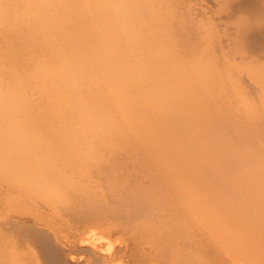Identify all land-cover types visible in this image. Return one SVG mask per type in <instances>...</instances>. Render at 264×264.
<instances>
[{"label": "bare ground", "instance_id": "1", "mask_svg": "<svg viewBox=\"0 0 264 264\" xmlns=\"http://www.w3.org/2000/svg\"><path fill=\"white\" fill-rule=\"evenodd\" d=\"M70 6L61 15L79 19L82 27H67L61 41H49L70 77L63 85L57 71H44L52 83L37 85L40 104L23 89L28 81L23 84L19 75V61L28 50L24 38L19 46L5 39L0 49L3 90L8 92L5 98L0 91V200L5 210L22 213L40 205L36 216L62 219L64 230L73 233L98 229L114 257L128 253L135 263L146 264L153 255L159 264H264V0H74ZM3 13L0 7V20ZM145 15L158 26L140 37ZM132 48L140 58H132ZM87 83L105 85L115 124L106 112L109 103L80 92ZM83 116L96 119L100 136L111 142L90 137L71 142L76 126L86 121ZM63 139L86 182L74 181L78 173L68 176L64 166H56L54 151ZM60 156L56 163L69 155ZM11 229L14 234L0 228V264L15 259L2 248L7 241L13 253L28 251L32 264H64L61 255L59 260L57 253L48 255L53 246L45 242L48 250L39 242L48 241L50 232L31 228L18 235ZM93 234L88 237L92 241ZM75 258L70 257L72 264L78 263Z\"/></svg>", "mask_w": 264, "mask_h": 264}, {"label": "rangeland", "instance_id": "2", "mask_svg": "<svg viewBox=\"0 0 264 264\" xmlns=\"http://www.w3.org/2000/svg\"><path fill=\"white\" fill-rule=\"evenodd\" d=\"M3 1V2H2ZM15 1V2H14ZM22 2V4L20 3V2ZM40 1V2H39ZM53 1V2H52ZM73 1L74 0H0V7H2L3 8V12H5V13H3V18L4 19H2L3 21H4V24H3V22H1L2 20H0V46H2V48L0 47V49L2 50L3 49V47L6 45V41L8 40V39H10L14 44H17V46H19L20 44H19V42L21 41V39L23 40V38H24V40H23V43L24 44H28V50H27V53L25 52V54H24V57L23 58H21L20 60H22V61H19L20 63H21V66L19 67V68H21L19 71H20V73H19V75H22L23 76V78H22V83L24 84V83H26L27 81V83H29V82H31V83H29L28 85H27V83L25 84V88H23L24 90H26V93L27 94H29L31 97L30 98H32V100H35L36 101V105L37 104H40L41 103V98L39 97V96H41L40 95V92H38V90H37V85H40L41 83H43L44 81L46 82H44L46 85H47V83H48V85H51V83L52 82H48L49 81V77H50V75H48V73H45L44 71H47V70H53L54 72H58L59 74H60V77H58V79L60 80L59 81V83L60 84H63V85H65V83L67 84V80H68V78L70 77L68 74H66V73H63V72H65V68H63V63H61L60 64V62L58 63V61H56L57 59L55 58V52L52 50V48H51V43L50 42H52V41H56V40H58V41H61L62 39H63V36H64V32H65V29L67 28V27H71V26H76L77 28H81L82 27V25H80V22H79V19H73V20H68V17L67 18H65V17H63L62 15H61V13L60 12H62L63 11V9L64 8H71V6H70V4H71V2L73 3ZM8 4H6V3ZM29 2V3H28ZM32 2V3H31ZM39 2V3H38ZM56 2V3H55ZM62 2V3H61ZM2 3H4V4H2ZM14 3V4H13ZM16 3H18V4H16ZM27 3V4H26ZM30 3H31V5H30ZM50 3V4H49ZM52 3V4H51ZM64 3V4H63ZM17 5V6H16ZM34 5V6H33ZM39 5V6H38ZM22 6V7H21ZM31 6V7H30ZM33 6V7H32ZM41 6H43V7H41ZM14 7V8H13ZM54 7V8H53ZM31 8V9H30ZM45 8V9H44ZM46 8L47 9H49V10H46ZM63 8V9H62ZM39 9H40V11H39ZM7 10V11H6ZM35 10V11H34ZM70 10V9H69ZM51 12V13H50ZM33 13V14H32ZM40 13H41V15H40ZM56 13V14H55ZM59 13V14H58ZM128 14H127V16H130V14H129V12H127ZM11 14V15H10ZM53 14V15H52ZM6 17H5V16ZM54 15H55V17H54ZM8 16V17H7ZM26 16V17H25ZM44 16V17H43ZM48 16H51V17H48ZM147 15H145V17H141V23L143 24V26L142 27H140L138 30H140L139 32H138V36H140V37H144V36H147V35H149L150 33H152V32H154L157 28V22L154 20V19H152L150 16H147ZM28 17V18H27ZM150 17V19H148ZM40 18V19H39ZM43 18V19H42ZM48 18H50V19H48ZM55 18V19H54ZM21 19H23V20H21ZM48 19V20H47ZM62 19V20H61ZM72 19V18H71ZM145 19V20H144ZM146 20H147V22H146ZM151 20V21H150ZM6 21V22H5ZM44 21V22H43ZM50 21V22H49ZM62 21V22H61ZM128 21H129V23H130V19L129 20H127L126 21V19H124V20H122V22L125 24V25H127L128 24ZM10 22H11V24H10ZM14 24H13V23ZM17 22V23H16ZM23 23V26H20V25H22V23ZM36 22V23H35ZM45 22L47 23V24H45ZM65 22H66V24H65ZM72 22V23H71ZM151 22V23H150ZM7 23H8V25L9 26H11L12 28H10V29H8V25H7ZM29 23V24H28ZM51 23V24H50ZM57 23V24H56ZM68 23V24H67ZM39 24V25H38ZM42 24H44V25H42ZM56 24V25H55ZM61 24H63V25H61ZM150 24V25H149ZM154 24V25H153ZM59 25V26H58ZM68 25V26H67ZM156 25V26H155ZM25 26H27V27H25ZM37 26V27H36ZM146 26V27H145ZM7 27V28H6ZM48 27V28H47ZM14 28V29H13ZM26 28V29H25ZM52 28H54L53 29V31H52ZM59 28V29H58ZM144 28V29H143ZM147 28V29H146ZM151 28H153V29H151ZM4 29V30H3ZM8 29V30H7ZM16 29V30H15ZM21 29V30H20ZM31 29V30H30ZM43 29V30H42ZM51 29V30H50ZM10 30V31H9ZM24 30V31H23ZM56 30V31H55ZM60 30H62V31H60ZM153 30V31H152ZM7 31V32H6ZM25 32V33H23V32ZM30 31V32H29ZM147 31H148V33H147ZM152 31V32H151ZM19 32V33H18ZM57 32V33H56ZM63 32V33H62ZM13 33V34H12ZM18 33V34H17ZM28 33H29V36H28ZM30 33H31V35H30ZM55 34V35H53V34ZM145 33V34H144ZM11 34V35H10ZM33 34V35H32ZM4 35V36H3ZM26 35V36H25ZM36 35V36H35ZM53 35V36H52ZM60 35V37H57V36H59ZM143 35V36H142ZM23 36V37H22ZM34 36V37H33ZM12 37V38H11ZM21 37V38H20ZM41 37V38H40ZM45 37H46V39H45ZM29 38H32V39H29ZM50 38V39H49ZM62 38V39H61ZM6 39V41H4ZM18 39V40H17ZM19 39H20V41H19ZM34 39V40H33ZM38 39V41H36ZM15 40H16V42H15ZM26 40H27V42H26ZM52 40V41H51ZM2 41H3V44H2ZM50 41V42H49ZM57 41V42H58ZM34 43V44H33ZM31 44V45H30ZM35 45V46H34ZM39 45V46H38ZM31 47V49H30V47ZM34 49H33V48ZM36 47L38 48L36 51H35V49H36ZM30 50V51H29ZM34 50V51H33ZM132 50L134 51L133 52V54L134 55H132V58H140L138 55H139V53H137L138 51H137V49H135V48H132ZM46 51V52H45ZM35 52V53H34ZM50 52V53H49ZM29 53V54H28ZM31 54V55H30ZM32 54H34V55H32ZM46 54V55H45ZM137 55V56H136ZM42 56V57H41ZM33 57V58H32ZM26 58H27V60L28 61H24V60H26ZM1 59V58H0ZM31 59V61H29ZM37 60V61H36ZM135 60V59H134ZM1 61H3L2 59L0 60V63H1ZM33 61V62H32ZM26 62V63H25ZM27 62H30V64L32 65L33 64V66L32 67H29V66H31L30 64H28ZM43 62V63H42ZM48 62V63H47ZM50 62V63H49ZM136 62V65H135V67H136V69L137 70H141L140 68H141V66H140V64H139V61L138 60H136L135 61ZM23 63V64H22ZM25 63V64H24ZM57 65H56V64ZM38 64V66H36ZM43 66H42V65ZM59 64V65H58ZM65 64V63H64ZM1 65V64H0ZM20 65V64H19ZM23 65V66H22ZM26 65V66H25ZM35 65V66H34ZM47 66V68H45L46 66ZM50 65V66H49ZM54 65H55V67H54ZM26 67L25 68V70H24V68L23 67ZM48 66H49V68H48ZM59 66V67H58ZM137 66H138V68H137ZM41 69H40V68ZM60 67H62V68H60ZM0 68H1V70H2V72H4L5 71V68L3 67V66H0ZM30 68V70H28ZM32 68H33V71H32ZM35 68H37V69H35ZM54 68H55V70H54ZM43 69V70H42ZM1 70H0V76H1V74L3 75V76H1L0 78H2V82H3V85H2V87L4 86V87H6L5 85H4V79H5V75H4V73H2L1 72ZM22 70H23V72H22ZM39 70V71H38ZM60 70V71H59ZM62 70V71H61ZM25 71V72H24ZM35 71V72H34ZM36 71H38V72H36ZM52 71V72H53ZM31 72V73H30ZM39 72L40 73H42V74H39ZM23 73V74H22ZM25 73V74H24ZM27 73H30V74H27ZM31 74H33L34 76L32 77V75ZM26 75V76H25ZM31 75V76H30ZM48 75V76H47ZM65 75V76H64ZM39 76V77H38ZM42 76H43V78H42ZM31 77V78H30ZM35 77H37L36 79H35ZM46 77V78H45ZM25 78V79H24ZM29 78V79H28ZM48 78V80H46ZM62 78V79H61ZM27 79V80H26ZM42 79V80H41ZM44 79V80H43ZM24 80V81H23ZM30 80V81H29ZM54 80V79H53ZM65 80V81H64ZM0 81H1V79H0ZM34 81V82H33ZM39 82V84H37V83ZM30 84H31V86L32 87H34V88H32L31 86H30ZM34 84H36V85H34ZM88 85V86H87ZM87 85H82V86H80L79 87V89H81L80 90V92H84L87 96H89L90 98H92V99H95V100H97V101H100V102H105V104H107V103H109V110L108 111H106L107 113H108V115H109V117H110V120L115 124V119H116V114H115V109H114V107H113V105L111 104V100H110V98H109V95H108V93H107V91L105 90V88L103 87V86H105V85H100V84H88L87 83ZM1 87V88H2ZM0 88V91L2 92V90L4 89L5 91H7V88ZM23 87H24V85H23ZM29 87H31V88H29ZM93 87V88H92ZM101 87V88H100ZM29 88V89H28ZM90 88V89H89ZM31 89V90H30ZM98 89V90H97ZM3 90V92L5 93H3L2 92V95L1 96H3V94H4V97L6 98V94L8 93H6L5 91ZM37 90V91H36ZM88 90V91H87ZM101 90V91H100ZM95 91V92H94ZM0 92V93H1ZM34 92V93H33ZM38 92V94H36ZM98 93V94H97ZM32 94H33V96H32ZM91 94V95H90ZM101 94V95H100ZM28 95V96H29ZM35 95H37V96H35ZM105 96V98H104V96ZM97 96V97H96ZM99 96V97H98ZM101 96V97H100ZM107 97H108V100H106L107 99ZM35 98H37L38 100H36ZM40 98V99H39ZM99 98V99H98ZM7 99H8V97H7ZM41 100V101H40ZM34 101V102H35ZM40 102V103H39ZM41 106H43V104L41 105ZM21 109H19L18 111V113H21V111H20ZM110 112H112V113H110ZM84 117V116H83ZM82 117V118H83ZM86 117V118H85ZM84 118L86 119V121L85 122H81L80 124H79V126L77 127L76 126V129H75V138H72V139H75L74 141L73 140H70L71 142H74V143H76V142H79L80 143V141L82 140V138L83 139H88L89 137V140L91 139V138H94V139H96V138H98V139H100V138H102L100 135H101V133H100V130H98L99 129V127H98V125H97V127L95 128V124H96V119H92V120H89V119H87V116H85ZM93 117H95L96 118V116H93ZM112 117V118H111ZM78 118V117H77ZM81 118V119H82ZM115 118V119H114ZM114 119V120H113ZM94 121V122H93ZM90 123H92V126H91V124ZM95 123V124H94ZM95 129V130H94ZM77 131H79V132H77ZM93 131V132H92ZM92 132V133H91ZM96 132H97V134H96ZM99 132V133H98ZM90 134V136H88L89 134ZM94 133V134H93ZM83 135V136H82ZM93 137H92V136ZM77 136V137H76ZM80 136V137H79ZM98 136V137H97ZM79 138V139H78ZM78 139V140H77ZM104 141L103 142H107L108 143V141L109 142H111L110 141V139L109 138H107V137H103L102 138ZM108 139V140H107ZM62 140H58V144H56L55 143V146L54 147H56L57 145L59 146V148H61V149H59V148H57V149H59L63 154H61V152L59 151V150H57L56 151V149H55V154H56V159H55V164H56V166L59 168V169H61L63 166L65 167V169H70V166L72 167V168H76V170L74 171L72 168V170L74 171L73 173H72V170L70 169L69 171L68 170H65L64 169V167L62 168V171L64 170V172H65V174L67 173V175L68 176H70L69 174L71 173V175L73 176L75 173L77 174H79V173H81V176L80 175H76V177H74L73 176V180L74 181H76V182H81V181H85L86 182V180H85V178H87L86 177V175H83L82 174V172H80L82 169H80V167H78L77 165H75V163L73 162L74 160H73V158L70 156V153H69V151H68V149H70V144H69V147H67V145H68V141H66V140H64L63 139V144L62 143H60ZM76 141V142H75ZM67 142V143H66ZM99 143V142H98ZM62 146H64L63 148L65 149H63L62 147H60L61 145ZM57 146V147H58ZM65 146L68 148L67 149V151H66V148H65ZM64 150V151H63ZM57 152H59V153H57ZM59 154V156L61 155V156H63L64 154V156L65 157H67L68 155V157L67 158H65L64 156H63V158H65V159H62L63 161H60V159L62 158L61 156V158H59L58 159V161H57V163L59 164V165H57V163H56V160H57V158L59 157V156H57ZM66 160H67V163H66ZM60 161V162H59ZM62 162H63V164H62ZM68 162H70V164L68 163ZM74 163V164H73ZM65 164V165H64ZM69 164V165H68ZM74 165L75 167H73L72 165ZM61 165V166H60ZM61 168H60V167ZM77 166V167H76ZM67 167V168H66ZM69 167V168H68ZM79 168V169H78ZM68 172H69V174H68ZM84 177H83V176ZM80 177V180L78 179V178ZM76 179H78V180H76ZM90 186H91V184H90ZM0 202H1V200H0ZM4 204V205H3ZM0 206L2 207L3 206V208H1V210H0V225L1 224H3V225H1L0 226V228L5 232V233H9L10 232V234L12 233V234H14V231L12 232V229L11 228H14V230H16V233L18 232V233H23V231H28L29 229H31V228H35V230H38V231H42V233L44 232L45 234H46V232L48 233V232H50V233H48V235H49V237H48V235H46L47 237H48V241H45V240H39V242H40V244L42 245V246H45L46 244H47V246H48V248H50V245H51V247L53 246L56 250H60L61 251V253H59V252H57L54 248H52V250H51V248H50V250L45 246V248H47L49 251H48V255H50V253L51 252H53L54 254L55 253H57V255H58V257L60 256L62 259L61 260H63V259H65V260H63L64 262V264H70V262H71V260H70V257L71 258H74V256L76 255V260H79V261H77L79 264L81 263V264H87V262H88V264H93V262H95V264L97 263V264H99V262H100V264L101 263H103V264H124V262L125 261H123L124 259H128V253H126V255H127V257H126V255H125V253H123L124 254V256L123 255H121V254H118V256L116 255L115 257H114V254H113V248H111L108 244H106L105 242V244L104 243H102L101 241H104L105 239H106V237L105 236H103V235H99L98 233V229H93V228H91V229H88L87 231H85V233L83 232L82 233V230L80 229V231L78 232L77 230V233L76 232H72L71 230H69L68 228H66V230H64L65 228V226H64V224H63V220L61 219V223L59 222H57L54 218H52V217H48V216H41V215H38L39 216V218H37L38 216H36L37 214L35 213V211H38V209L40 208V205L39 206H36L35 208H33L32 210H22L23 212H25V213H23V214H25L24 215V217L25 218H23V215H21L22 213H21V210H15V209H11V208H7L6 210H5V207H6V205H5V202L4 201H2L1 202V204H0ZM39 207V208H38ZM41 210H42V207L40 208ZM4 210H5V212H4ZM10 210H11V212H10ZM4 212V213H2V212ZM13 211H15L14 213H13ZM20 211V212H19ZM29 211V212H28ZM31 211H33V212H31ZM9 212V213H8ZM17 212H19L18 214H17ZM28 213H31L30 215L28 214ZM32 213L33 214H35V215H32ZM10 214V215H9ZM12 214V215H11ZM16 214V215H15ZM26 214H28V215H26ZM9 215V217L8 218H6L7 216ZM2 216H3V220H2ZM6 216V217H5ZM10 216H11V218H10ZM14 216V217H13ZM17 216H18V218H17ZM20 216V217H19ZM27 216L29 217L28 219H27ZM34 217V219H33V217ZM36 216V217H35ZM22 217V218H21ZM42 217H44V218H42ZM4 218H6L5 220H7V221H5L4 220ZM15 218H17L16 220L14 219V221H13V219ZM21 218V219H20ZM48 219V220H46V219ZM24 219H26L25 221H24ZM42 219H44V221L42 220ZM49 219H52V220H49ZM29 220H32V221H34V223L32 222V224L30 223L31 221H28ZM9 221V222H8ZM11 221V222H10ZM24 221V222H23ZM47 221V222H46ZM52 222V224H51V222ZM56 221V222H55ZM5 222H6V224H5ZM13 222V223H12ZM17 222H22L21 224L20 223H17ZM45 224H44V223ZM49 222V223H48ZM9 223V224H8ZM12 223V224H11ZM28 225V227H26V224ZM29 223V224H28ZM36 223V224H35ZM55 223V224H54ZM5 224V225H4ZM11 224V225H10ZM13 224H17V226H15V225H13ZM21 226H20V225ZM51 224V225H50ZM11 226V228H10V226ZM22 225H25L24 227L22 226ZM30 225H33V227L32 226H30ZM35 225L36 226H38V227H35ZM39 225H41V226H39ZM48 227H47V226ZM55 225H56V227H55ZM63 225V226H62ZM10 228V231H9V229H8V227ZM3 227H6V229L5 228H3ZM18 227H20L19 228V230H18ZM21 227H23V228H21ZM31 227V228H30ZM47 229H46V228ZM55 227V229H53ZM60 227V228H59ZM17 228V229H16ZM26 228H28V229H26ZM50 228V229H49ZM63 228V230H61ZM22 229V231H20ZM43 229V230H42ZM44 229H46V230H44ZM52 229V230H51ZM68 229V230H67ZM7 230V231H6ZM51 230V231H50ZM59 230V231H58ZM90 230V231H89ZM97 230V231H96ZM20 231V232H19ZM40 231V232H41ZM53 231H57L56 233L59 235H56V233H54ZM64 232V233H59V232ZM68 231H69V233H70V235L68 236ZM96 231V232H95ZM54 233V235H52V233ZM66 232V233H65ZM92 232V233H91ZM15 233V234H16ZM17 233V234H18ZM71 233H73L74 235L72 236V234ZM77 235H79L80 236V238L78 237V238H73L76 234ZM78 233H80V234H78ZM94 233V234H93ZM97 233V234H96ZM88 234V235H87ZM95 235L96 236V238H95V240L94 241H92V239H89L90 238V235ZM19 235V234H18ZM52 237H51V236ZM67 235V236H66ZM77 235L75 236V237H77ZM82 235V236H81ZM87 235V236H86ZM45 236V237H46ZM54 236V237H53ZM94 236V237H95ZM98 236H99V238H98ZM51 237V238H50ZM56 237H57V239L58 238H61L60 240L58 239V241L56 240ZM86 237L89 239H86ZM120 237V236H119ZM118 237V238H119ZM53 238H55V240L56 241H54L53 240ZM85 238V239H84ZM104 238V239H103ZM115 238H117V237H115ZM114 238V239H115ZM118 238H117V241H119L118 243H120V242H122L121 240L122 239H120L119 238V240H118ZM52 239V240H51ZM66 239V240H65ZM79 239V240H78ZM62 240V241H61ZM68 240V241H67ZM73 240V241H72ZM87 240V241H86ZM49 241H50V243H49ZM59 241H61V243L59 244L58 242ZM77 241V242H76ZM8 242V243H7ZM6 242V244H8L7 246L5 245V247H4V245L2 246V248L6 251V249H7V252L6 253H9L8 255H9V259H13V258H15V259H13V260H15V262L12 260V264H20L21 262H23V264L25 263V264H32L31 263V259L29 258V252L28 251H25V252H23L24 254L25 253H28V254H23L22 252H17V250H15V249H13L14 250V253H18L17 255L16 254H14L13 252H11L12 251V246H9L10 245V241H7ZM43 242V243H42ZM45 242H46V244H45ZM49 243V245H48V243ZM54 242V243H53ZM57 242V244H55ZM80 242H81V245H80ZM87 242H88V244H87ZM70 243H72V244H70ZM83 243V244H82ZM85 243V244H84ZM97 243H98V245H97ZM101 243V244H100ZM44 244V245H43ZM54 244V245H53ZM92 244V245H91ZM95 244V245H94ZM104 245V246H106V247H104V246H102L101 247V245ZM58 245H60V246H58ZM67 245V246H66ZM80 245V246H79ZM85 245V246H84ZM87 245V246H86ZM64 246V247H63ZM89 246H91V249H90V247ZM9 247H10V249H9ZM58 247H59V249H58ZM62 247V248H61ZM80 247V248H79ZM86 247L87 249H88V252H87V249L84 248ZM94 247V248H93ZM98 247V248H97ZM145 247V246H144ZM63 248H64V251H63ZM67 248V249H66ZM76 248V249H75ZM103 248V249H102ZM143 248V246H140V250H142V251H145V249L143 250L142 249ZM2 249V250H3ZM47 249H46V251H47ZM78 249V250H77ZM81 249H84L85 251L83 252V250H81ZM93 249V251H92V253H91V250ZM96 249V250H95ZM105 249H107V250H105ZM112 249V250H111ZM11 250V251H10ZM56 252H55V251ZM66 250V251H65ZM73 251V253L75 254H73V253H70L71 251ZM80 250V251H79ZM102 250H105V251H103L102 252ZM110 250H111V254H110ZM4 251V252H5ZM9 251V252H8ZM51 251V252H50ZM69 251V252H68ZM77 253H76V252ZM83 253H85V254H83ZM94 251H96V252H94ZM63 252V253H62ZM65 252V253H64ZM68 252V253H67ZM79 252H80V254H79ZM91 253L92 255H88V253ZM99 252V253H98ZM101 252V253H100ZM141 251H139V253H140ZM13 255H12V254ZM20 253H21V255H20ZM51 254L50 256H52L53 255V257H54V254ZM70 253V254H69ZM104 253V254H103ZM143 252H141V254H142ZM62 254H66L65 256H64V258L62 257ZM79 254V255H78ZM89 256V258H88V256ZM99 254V256H97ZM101 254H103L104 256H100ZM12 255V256H11ZM27 255V257H25ZM56 254H55V256H57ZM71 255V256H70ZM85 257H84V256ZM94 255V256H93ZM96 255V256H95ZM113 255V257H111ZM119 255H120V258L121 259H119V260H117V258H119ZM15 256V257H14ZM18 256V257H17ZM66 256H68L67 258H66ZM80 256V257H79ZM82 256V257H81ZM105 256H108V258H105ZM123 256V257H122ZM12 257V258H11ZM20 257V258H19ZM21 257L22 258H24L25 257V260L24 259H22V261H21ZM60 257L58 258V260L60 259ZM79 257V258H78ZM104 257V258H103ZM90 258H93V259H91V261L90 260H87V259H90ZM102 258V259H101ZM113 258H114V260H113ZM155 258L156 257H153V255H152V259L153 260H151V258L149 259L150 260V262H149V260H148V263L149 264H152V262L151 261H153L155 264H159L158 262H157V260H155ZM18 259V260H17ZM106 259V260H105ZM108 259V260H107ZM126 259V262H125V264H131V263H134V264H141V263H139L140 261L139 260H137L136 262L137 263H135V262H133V261H135L136 259L135 258H133V259H131L130 257H129V259L127 260ZM19 260H20V262H19ZM25 262H24V261ZM67 260V261H66ZM68 260H70V261H68ZM92 260H94V261H92ZM96 260V261H95ZM102 260H104L105 262H103ZM115 260L117 261V262H119V263H117V262H115ZM155 260V261H154ZM102 261V262H101ZM111 261V262H110ZM113 261V262H112ZM121 261V262H120ZM123 261V262H122ZM128 261V262H127ZM130 261V262H129ZM28 262V263H27ZM66 262V263H65ZM91 262V263H90ZM73 262H71V264H72ZM78 263H74V264H78ZM147 262H146V264H148ZM153 263V264H154ZM22 264V263H21ZM144 264V263H143Z\"/></svg>", "mask_w": 264, "mask_h": 264}]
</instances>
